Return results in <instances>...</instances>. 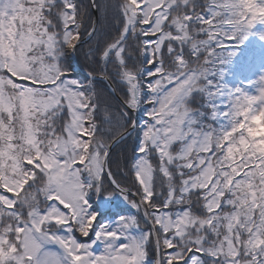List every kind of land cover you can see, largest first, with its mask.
Listing matches in <instances>:
<instances>
[{
	"label": "snow or ice",
	"instance_id": "obj_1",
	"mask_svg": "<svg viewBox=\"0 0 264 264\" xmlns=\"http://www.w3.org/2000/svg\"><path fill=\"white\" fill-rule=\"evenodd\" d=\"M257 25L264 0H0V264H264V72L225 80Z\"/></svg>",
	"mask_w": 264,
	"mask_h": 264
},
{
	"label": "trees",
	"instance_id": "obj_2",
	"mask_svg": "<svg viewBox=\"0 0 264 264\" xmlns=\"http://www.w3.org/2000/svg\"><path fill=\"white\" fill-rule=\"evenodd\" d=\"M241 48L244 49L245 55H241L240 57L233 59V60H239V63H238L239 66H236V64L233 66H231V65L226 66L228 69V74L230 75L227 78L230 80H232L234 78V76L237 75V73H242L241 77H243V78L246 76V72H247V71L245 72L246 58L248 59V57H249V56H247V53L250 51H256V49H255L256 47H255V44L253 42L252 35L248 38V40L246 41V44L244 46H238L236 50L239 52ZM254 61H255V63H258L261 61V59L259 57H257ZM247 64H248V61H247ZM242 65H244L243 68L241 67ZM230 68H232V71H235V72L237 71V73L233 74L232 71L230 72V70H229ZM238 85H241L239 81H238ZM253 117L251 118L252 123H251V126L249 127V134L253 137H264V127H261L260 123L257 120L253 119ZM260 143L264 144V141H261Z\"/></svg>",
	"mask_w": 264,
	"mask_h": 264
},
{
	"label": "rangeland",
	"instance_id": "obj_3",
	"mask_svg": "<svg viewBox=\"0 0 264 264\" xmlns=\"http://www.w3.org/2000/svg\"><path fill=\"white\" fill-rule=\"evenodd\" d=\"M259 116L261 117V119L264 122V114H259ZM118 198L119 197H117L116 199H118ZM96 204L98 205V209L102 211V215H107L110 212L119 211V209H117L115 207H111V209H110L108 205L103 203V201H97ZM121 208L128 210V206L126 204H121Z\"/></svg>",
	"mask_w": 264,
	"mask_h": 264
},
{
	"label": "water",
	"instance_id": "obj_4",
	"mask_svg": "<svg viewBox=\"0 0 264 264\" xmlns=\"http://www.w3.org/2000/svg\"><path fill=\"white\" fill-rule=\"evenodd\" d=\"M120 198H118L117 200H119Z\"/></svg>",
	"mask_w": 264,
	"mask_h": 264
}]
</instances>
